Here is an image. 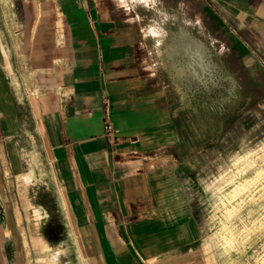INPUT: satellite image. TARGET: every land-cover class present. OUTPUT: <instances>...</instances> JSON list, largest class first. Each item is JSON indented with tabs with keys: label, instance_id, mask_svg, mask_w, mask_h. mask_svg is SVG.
I'll return each instance as SVG.
<instances>
[{
	"label": "rangeland",
	"instance_id": "rangeland-1",
	"mask_svg": "<svg viewBox=\"0 0 264 264\" xmlns=\"http://www.w3.org/2000/svg\"><path fill=\"white\" fill-rule=\"evenodd\" d=\"M152 1L123 6L143 35L141 92L156 105L150 150L169 155L147 248L80 221L34 133L30 104H62L81 22L64 0H0V264H264V39L241 0ZM181 28L212 52L213 80L176 74L186 58L170 57L167 43ZM105 239L114 247L99 251Z\"/></svg>",
	"mask_w": 264,
	"mask_h": 264
},
{
	"label": "crops",
	"instance_id": "crops-1",
	"mask_svg": "<svg viewBox=\"0 0 264 264\" xmlns=\"http://www.w3.org/2000/svg\"><path fill=\"white\" fill-rule=\"evenodd\" d=\"M64 1L71 20L82 24L71 33L63 87L70 94L51 110L42 101L30 104L34 133L82 223L113 226L120 237L145 238L150 248L154 182L159 164H165L169 155L150 150V133L157 128L156 105L152 94L141 92L147 80L143 35L139 19L123 8L136 2ZM241 3L244 20L264 39V0ZM0 80L5 85L3 76ZM6 90L4 97L10 92ZM1 144L5 147L6 142ZM109 246L113 248L114 242L107 239L96 244L99 251H108Z\"/></svg>",
	"mask_w": 264,
	"mask_h": 264
},
{
	"label": "bare ground",
	"instance_id": "bare-ground-1",
	"mask_svg": "<svg viewBox=\"0 0 264 264\" xmlns=\"http://www.w3.org/2000/svg\"><path fill=\"white\" fill-rule=\"evenodd\" d=\"M167 54L173 58L179 54L186 58V63H184V59L182 63H174L177 75L207 82L213 80L214 73L217 72V63L208 46L184 28L172 34L167 43ZM61 94L64 100L69 97L70 91L64 88ZM25 178L30 179V176L26 174ZM39 260H43V256Z\"/></svg>",
	"mask_w": 264,
	"mask_h": 264
},
{
	"label": "built area",
	"instance_id": "built-area-1",
	"mask_svg": "<svg viewBox=\"0 0 264 264\" xmlns=\"http://www.w3.org/2000/svg\"><path fill=\"white\" fill-rule=\"evenodd\" d=\"M106 129H107L108 131H110V130L112 129V126H111L110 124H107V125H106Z\"/></svg>",
	"mask_w": 264,
	"mask_h": 264
}]
</instances>
